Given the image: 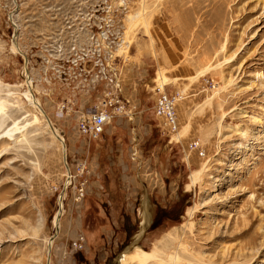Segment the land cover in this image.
Listing matches in <instances>:
<instances>
[{"label": "rangeland", "instance_id": "obj_1", "mask_svg": "<svg viewBox=\"0 0 264 264\" xmlns=\"http://www.w3.org/2000/svg\"><path fill=\"white\" fill-rule=\"evenodd\" d=\"M109 7L166 191L143 189L127 122L89 142L74 116H55L71 94L44 80L46 60L71 36L84 42L86 20ZM174 71L188 75L173 81ZM158 84L184 95L172 140L154 114ZM85 162L88 194L77 204L70 189L62 209L69 171ZM78 232L87 249L76 264H264V0H0V264H59Z\"/></svg>", "mask_w": 264, "mask_h": 264}, {"label": "built area", "instance_id": "obj_2", "mask_svg": "<svg viewBox=\"0 0 264 264\" xmlns=\"http://www.w3.org/2000/svg\"><path fill=\"white\" fill-rule=\"evenodd\" d=\"M82 30L85 34L84 42L77 43L78 38L71 36L67 46L56 44L45 63L44 80H54L71 94V97L57 103L55 116L60 120L74 116L77 132L89 142L102 139L106 128L116 120H128L132 124L129 159L135 170L139 171L143 189L153 193L167 190V183L157 168V157L144 149L143 133L136 123L138 106L124 93L125 80L120 62L125 60V56L124 53L119 54V50L125 38L122 29L115 27L111 8L98 21L87 19ZM49 70L52 71L50 77ZM207 84L213 89L217 87L213 80H207ZM77 90L80 91V97L97 94V101L83 105L76 97ZM155 92L157 98L154 114L160 120L161 133L172 140L180 129L178 106L184 99L183 92H168L163 84H158ZM189 149L197 151L200 157L205 155L197 141L190 143ZM78 170L77 173L69 171V182L59 192L62 204L70 189L73 190V200L77 204L85 200L88 194L90 169L85 162L79 165ZM78 176L83 179L77 181ZM86 249L87 239L83 232H78L65 248L59 264H76L72 261L73 255Z\"/></svg>", "mask_w": 264, "mask_h": 264}, {"label": "crops", "instance_id": "obj_3", "mask_svg": "<svg viewBox=\"0 0 264 264\" xmlns=\"http://www.w3.org/2000/svg\"><path fill=\"white\" fill-rule=\"evenodd\" d=\"M174 66H179V63L175 62V64H173V67ZM123 75H124V80H125L124 93H125L126 96L131 98L136 103V105L138 106L139 115H138L136 123L138 124L141 132L144 131V132H142L143 136H144L145 134H147V125H145V123L143 121V115H142L143 114V109H142V104H141V99H140L139 84L134 82V84L132 85V83H131L132 79H130V77L127 75V73L123 72ZM186 75H188V74H186L185 72H181V71L180 72H177V71L175 72L174 71V72L170 73L168 77L171 80H173V81H181L184 77H186ZM115 122H127L129 124L128 125V127H129V137H130V140H131L132 124L128 120L122 119V118L116 120ZM105 134H109V126L106 128ZM129 143H130V141H129ZM147 152H150V151H147ZM128 156H129V147H128ZM129 161H130V159H129ZM156 161L158 162L157 158H156ZM130 163H131V161H130ZM132 169H135L133 167V165H132ZM159 191H166V190L163 189V190H159Z\"/></svg>", "mask_w": 264, "mask_h": 264}, {"label": "bare ground", "instance_id": "obj_4", "mask_svg": "<svg viewBox=\"0 0 264 264\" xmlns=\"http://www.w3.org/2000/svg\"><path fill=\"white\" fill-rule=\"evenodd\" d=\"M28 96H29V100L31 101V103L36 107V108H38V109H42L41 108V104H40V102H39V100L32 94V93H29L28 94ZM42 111V110H41ZM51 130H52V132H53V134L61 141V143L63 144V149H64V153H66V146L64 145V139H63V137L58 133L59 131H57L55 128H53V127H51ZM66 157V156H65ZM198 176L199 175H196V177H194L195 179L193 180V183H192V185L193 184H195L196 183V181L198 180L197 178H198ZM63 204L61 203V206H62ZM63 209V208H62ZM62 216V211H60V213H58V215H57V217L55 218V224H56V227L57 228H59L60 227V217ZM49 244H51L52 245V241H50L49 242ZM50 245V246H51ZM137 251V253H136V257L137 258H139L140 260H142V261H145L146 259H148V258H152V256L150 257V255L149 254H147V253H145V252H142V251H140V250H136ZM154 256H157V253H155L154 254ZM153 256V257H154ZM177 258V257H176ZM153 259V258H152ZM167 263V262H166ZM180 263V261L178 262V264ZM163 264V263H162ZM169 264H174V261H172V262H170Z\"/></svg>", "mask_w": 264, "mask_h": 264}, {"label": "trees", "instance_id": "obj_5", "mask_svg": "<svg viewBox=\"0 0 264 264\" xmlns=\"http://www.w3.org/2000/svg\"><path fill=\"white\" fill-rule=\"evenodd\" d=\"M120 262V261H119Z\"/></svg>", "mask_w": 264, "mask_h": 264}]
</instances>
